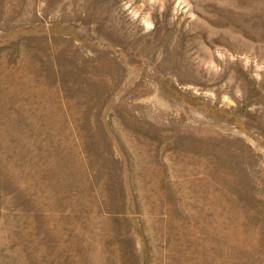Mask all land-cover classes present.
I'll return each mask as SVG.
<instances>
[{
  "label": "rangeland",
  "instance_id": "rangeland-1",
  "mask_svg": "<svg viewBox=\"0 0 264 264\" xmlns=\"http://www.w3.org/2000/svg\"><path fill=\"white\" fill-rule=\"evenodd\" d=\"M0 264H264V0H0Z\"/></svg>",
  "mask_w": 264,
  "mask_h": 264
}]
</instances>
